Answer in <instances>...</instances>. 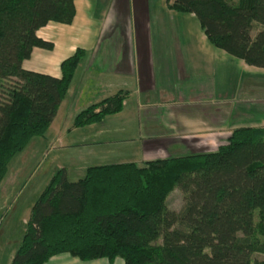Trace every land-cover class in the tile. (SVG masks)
Returning <instances> with one entry per match:
<instances>
[{
	"label": "trees",
	"instance_id": "obj_1",
	"mask_svg": "<svg viewBox=\"0 0 264 264\" xmlns=\"http://www.w3.org/2000/svg\"><path fill=\"white\" fill-rule=\"evenodd\" d=\"M193 14L208 42L247 66L264 68V0H166ZM73 0H0V183L11 159L44 137L86 52L60 64L61 76L28 71L48 23L70 25ZM254 24L261 29L251 37ZM118 92L79 112L72 128L119 113ZM180 210L166 206L174 190ZM69 254L81 262L264 264V127L231 131L217 151L164 160L92 166L70 182L58 169L34 202L10 264H45Z\"/></svg>",
	"mask_w": 264,
	"mask_h": 264
},
{
	"label": "crops",
	"instance_id": "obj_2",
	"mask_svg": "<svg viewBox=\"0 0 264 264\" xmlns=\"http://www.w3.org/2000/svg\"><path fill=\"white\" fill-rule=\"evenodd\" d=\"M73 4L70 25L50 22L36 33L53 45L52 50L34 48L22 68L60 78L61 62L82 49L86 54L69 89L91 92V98L79 112L118 92L128 96L119 113L82 128L80 137H85L70 149L93 155L99 141L89 139H96L101 128L106 136L116 135L127 155L134 153L140 162L164 160L215 152L234 129L264 127L262 113L252 121L240 114L261 110V103L252 98L264 92V68L247 66L214 48L193 14L170 10L166 0ZM66 97L45 139L53 132L55 141L63 143L78 134L72 126L55 125ZM57 258L60 264L69 263L65 254L49 261ZM72 264L113 263L99 259Z\"/></svg>",
	"mask_w": 264,
	"mask_h": 264
},
{
	"label": "rangeland",
	"instance_id": "obj_3",
	"mask_svg": "<svg viewBox=\"0 0 264 264\" xmlns=\"http://www.w3.org/2000/svg\"><path fill=\"white\" fill-rule=\"evenodd\" d=\"M194 21L195 25H199L197 20ZM260 29V25L254 24L251 37L254 38ZM89 93L91 92L82 91L79 93L72 86L66 95V101L60 108L55 125H58L60 129H67L72 126L76 112L82 108L80 106L90 103L91 95ZM71 100L74 101L72 104L70 103ZM252 100L261 103V110L258 113L255 110L240 112L247 120L252 118L251 121L257 114L260 116L262 113L261 115L264 116V92L260 95L257 94ZM75 130L78 134L75 132L70 134L68 138L63 140V143L55 141L53 132H50L46 139L45 136L34 138L31 140L32 144L28 143L25 149L9 162L7 173L0 183V264H10L23 237L29 211L58 169L64 168L68 181L75 182L84 177L88 167L124 163L142 166L145 162H140L139 156H136L138 159H135L132 156L135 155L134 153L127 155L125 149L119 145L120 141L116 135L110 133L106 136L103 133L105 129L101 128L96 139L94 135L90 136L89 139L99 141L98 148H95L93 155H88L85 150H74V148L72 150L70 148L76 146L74 144L80 143V140L85 137H80L84 131L82 128ZM65 133L63 131V136ZM115 142L116 145H109ZM166 206L174 211L180 210L182 197L177 189L172 191L166 199ZM65 257H68V264H72L73 261L81 262L69 254H65ZM256 257L264 259L260 255H256ZM45 264H60V259H53ZM113 264H123V260L118 257Z\"/></svg>",
	"mask_w": 264,
	"mask_h": 264
}]
</instances>
